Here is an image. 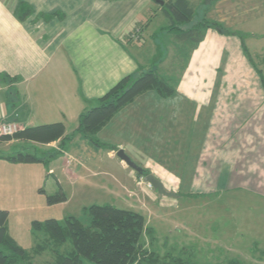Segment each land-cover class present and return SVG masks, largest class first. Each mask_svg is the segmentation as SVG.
I'll list each match as a JSON object with an SVG mask.
<instances>
[{
	"label": "crops",
	"instance_id": "obj_1",
	"mask_svg": "<svg viewBox=\"0 0 264 264\" xmlns=\"http://www.w3.org/2000/svg\"><path fill=\"white\" fill-rule=\"evenodd\" d=\"M205 2L200 0L195 6L188 0L194 11L193 23L205 19L227 33L239 34L237 19L240 20L243 4L257 6L264 0H213L201 9L200 17L199 7ZM154 5L158 4L151 0H0V76L18 79L17 83H8L0 78V122L15 123L20 130L61 123L67 135L74 133L61 155L48 167L42 163H14L8 158L15 155H0V210L8 212L7 234L31 255L34 264L37 239L31 223L48 219L14 221L12 212L34 211V202L40 210L46 207V211L66 205L70 199L68 186L125 188L114 178L108 184L97 181L101 171L90 166L96 156L112 162L117 158L116 152L122 150L132 162L145 164L168 177H216L220 180L216 184L219 191L230 189L234 164L239 160L229 161L225 154L223 164L214 169L213 163L219 160L213 159L216 155L211 148V136L217 114L222 119L226 115L216 111L226 93L221 86L214 93V78H242L244 54L234 35L208 29L170 97L162 98L155 91H148L120 109L96 135L102 147H111L113 151H97L96 146L75 133L79 117L95 107L120 80L161 60L163 49L155 35L168 23L150 31L160 15L166 20L161 6L158 5L159 14ZM26 9L31 14L20 20ZM253 21L256 20L252 18ZM222 65L223 73L219 71ZM158 123L167 127V133L157 129ZM195 131L200 133L197 140ZM14 142L18 141H7V147ZM58 146L59 142L44 145L51 150ZM95 152L99 154L93 156ZM58 167L60 176L56 177ZM116 167L124 172L127 169L120 160ZM127 180L131 182L129 175ZM59 189L67 201L47 206L45 197ZM204 189V194L217 193L209 192L206 186ZM191 193H199L195 183L185 192ZM152 236L158 239L154 231Z\"/></svg>",
	"mask_w": 264,
	"mask_h": 264
},
{
	"label": "rangeland",
	"instance_id": "obj_2",
	"mask_svg": "<svg viewBox=\"0 0 264 264\" xmlns=\"http://www.w3.org/2000/svg\"><path fill=\"white\" fill-rule=\"evenodd\" d=\"M210 1L213 0H206L199 9L206 8ZM192 3L198 6L200 0H192ZM254 5L245 2L244 10L239 13L240 20L237 19L240 24L238 33L243 37V44L239 40V49L243 54L245 47L251 62H247L245 56L244 60L242 59V78H214V93L220 86L226 93L224 99L218 103L216 111L226 115L222 119L216 112V117L221 120L216 119L217 123L212 125L211 148L216 155L213 159L219 160L213 163V166L214 169H219L225 154L229 161H234L235 158L239 160L234 164L230 178L232 184L228 191H219L220 187L216 184H219L220 180L218 182L216 177L207 180L172 178L149 168L153 171L151 173L147 165L133 162L159 180L165 191L177 195V198L160 197L144 182L143 177L138 178V174L128 167L125 172L122 171L120 167H116L119 162L117 158L108 162L103 153L102 158H105V161H101L99 155L90 165L92 168L98 167L101 171L97 181L108 184L110 178H114L120 181L122 186L125 185V188H86L80 184L68 186V204L53 207L49 211L43 207L45 213L34 202V211H14L11 219L15 221L18 218H53L62 222L65 217L72 216L86 224L85 208L92 205H110L139 213L145 218L146 228L154 231L158 239L152 236V233L144 235L140 246L142 252L146 251L148 256L157 258L156 264H172L173 260H176V264H264V90L259 80V72L264 77V3ZM251 6L254 7L248 10ZM153 8L160 14L158 5ZM160 16L152 23L150 31H157L162 23H168L167 19ZM252 18L256 21L252 22ZM155 37L160 49H163L161 60L155 63L158 72L177 86L189 63L188 60L184 66L188 47L179 44L174 35L165 33L164 29L157 31ZM191 55L192 53L189 59ZM223 68L222 65L219 70L222 73ZM214 102L213 97L212 106ZM223 120L224 123H221ZM166 128L163 124H157V129L163 134L167 133ZM195 132L197 140L200 133ZM3 138L8 137L0 138V155L37 152L41 156L51 150L44 145H31L32 143L23 141L14 142L7 147V141ZM99 149L105 150V147H96L97 151ZM97 154L99 153L95 152L92 155ZM91 161L89 157V163ZM72 168L74 169V165ZM128 175L130 183L127 180ZM59 176L60 167L56 171V177ZM49 182L53 184V178H50ZM193 183L199 193L185 194ZM205 186L209 192L215 190L217 193H202ZM51 195L54 194L49 196ZM36 239L39 241L43 237L39 233ZM55 250L62 253L66 247ZM33 256L36 264H55L56 255L50 245L42 253ZM141 259L139 258L136 264H146L141 263Z\"/></svg>",
	"mask_w": 264,
	"mask_h": 264
},
{
	"label": "trees",
	"instance_id": "obj_3",
	"mask_svg": "<svg viewBox=\"0 0 264 264\" xmlns=\"http://www.w3.org/2000/svg\"><path fill=\"white\" fill-rule=\"evenodd\" d=\"M159 1L164 2L161 11L168 20V26L164 32L173 34L179 44L188 47L184 66L190 54L203 41L208 29L223 32L225 35H234L243 44L242 35L227 33L205 19L193 23L194 11L188 0ZM30 14L31 11L26 9L23 17L20 16L19 19L22 20ZM243 54L248 62H251L245 47H243ZM259 74L264 90V77L260 72ZM0 78L8 83L18 82L17 78H10L7 75H1ZM148 91H155L162 98H168L175 92V85L159 74L155 63L146 69H139L133 76L120 80L97 101L95 107L88 109L79 117L75 133L86 138L94 146L100 147L101 144L96 135L101 129L120 109ZM73 136L74 133L67 135L63 124L57 123L20 130L11 138L3 139L38 145L59 142L58 149L48 150L41 156L37 152L36 154L17 153L8 158L14 163L48 165L61 155L65 144L69 143ZM105 149L113 151L111 147H105ZM145 174L148 175L147 172ZM137 176L141 178L140 175ZM39 193L43 194V191L39 190ZM66 201L67 197L60 189L54 195L46 196L47 206L63 204ZM84 213L86 224L72 216L65 217L62 222L55 219L43 222L33 221L31 223L33 235L39 237L40 233L43 237L37 241L33 253L40 254L50 245L56 255L55 264H136L139 258H142L141 263L156 264V257L148 256L146 251L141 250L140 242L143 236L152 233L151 229L146 228L145 218L141 214L110 205H92L85 208ZM7 218L8 212L0 210V264H34L31 255L8 236ZM64 246L66 250L62 253L55 250ZM176 263V260H173L172 264Z\"/></svg>",
	"mask_w": 264,
	"mask_h": 264
},
{
	"label": "water",
	"instance_id": "obj_4",
	"mask_svg": "<svg viewBox=\"0 0 264 264\" xmlns=\"http://www.w3.org/2000/svg\"><path fill=\"white\" fill-rule=\"evenodd\" d=\"M153 2L158 3L160 6L164 5L163 1L153 0ZM116 157L129 169L133 170L136 174L143 177L144 182L147 183L153 189V191L158 194V196L166 198H177V195L173 192L165 191L163 184L159 180H157L150 174H145V172L141 168L136 166L122 150H118L116 152Z\"/></svg>",
	"mask_w": 264,
	"mask_h": 264
},
{
	"label": "built area",
	"instance_id": "obj_5",
	"mask_svg": "<svg viewBox=\"0 0 264 264\" xmlns=\"http://www.w3.org/2000/svg\"><path fill=\"white\" fill-rule=\"evenodd\" d=\"M138 39L137 37L135 40ZM20 129L15 125V123L10 122H0V138L1 137H12L14 134L19 132Z\"/></svg>",
	"mask_w": 264,
	"mask_h": 264
}]
</instances>
